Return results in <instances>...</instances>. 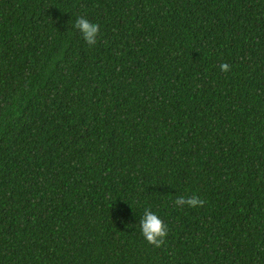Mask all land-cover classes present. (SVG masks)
Returning a JSON list of instances; mask_svg holds the SVG:
<instances>
[{
	"label": "trees",
	"instance_id": "16d2710c",
	"mask_svg": "<svg viewBox=\"0 0 264 264\" xmlns=\"http://www.w3.org/2000/svg\"><path fill=\"white\" fill-rule=\"evenodd\" d=\"M0 264H264V0H0Z\"/></svg>",
	"mask_w": 264,
	"mask_h": 264
},
{
	"label": "clouds",
	"instance_id": "9594fccd",
	"mask_svg": "<svg viewBox=\"0 0 264 264\" xmlns=\"http://www.w3.org/2000/svg\"><path fill=\"white\" fill-rule=\"evenodd\" d=\"M73 26L79 31L82 39L89 46L96 44L100 30V26L97 23L88 20L84 16H79L76 18ZM228 68L229 65L227 63L220 64L221 71H227ZM176 203L178 205L186 204L189 207H195L202 204L203 201L195 195L189 197L182 195L176 199ZM139 231L148 243L159 246L164 241L168 229L159 215L146 207L139 219Z\"/></svg>",
	"mask_w": 264,
	"mask_h": 264
}]
</instances>
